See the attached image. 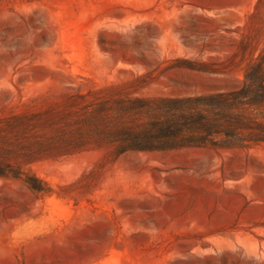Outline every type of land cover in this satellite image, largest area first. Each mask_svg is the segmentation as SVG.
Masks as SVG:
<instances>
[{"label":"rangeland","instance_id":"374dc122","mask_svg":"<svg viewBox=\"0 0 264 264\" xmlns=\"http://www.w3.org/2000/svg\"><path fill=\"white\" fill-rule=\"evenodd\" d=\"M261 56L264 0H0V125L78 92L228 90ZM12 161L46 189L0 176V264H264V142Z\"/></svg>","mask_w":264,"mask_h":264},{"label":"trees","instance_id":"16d2710c","mask_svg":"<svg viewBox=\"0 0 264 264\" xmlns=\"http://www.w3.org/2000/svg\"><path fill=\"white\" fill-rule=\"evenodd\" d=\"M177 60L196 69L192 60ZM135 93L78 92L67 111L42 125L29 124L27 115L7 118L0 125V176L23 178L41 192L45 182L12 160L32 161L44 153H67L90 144L110 146L119 156L188 147L249 148L264 142L263 56L247 64L240 86L228 90L176 96ZM47 127L56 130V141H26L30 133L40 137L37 130Z\"/></svg>","mask_w":264,"mask_h":264}]
</instances>
